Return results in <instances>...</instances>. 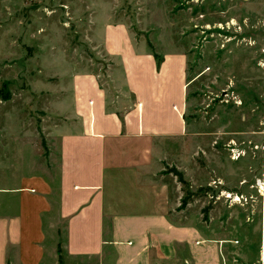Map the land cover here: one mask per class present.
<instances>
[{
  "label": "crops",
  "instance_id": "obj_1",
  "mask_svg": "<svg viewBox=\"0 0 264 264\" xmlns=\"http://www.w3.org/2000/svg\"><path fill=\"white\" fill-rule=\"evenodd\" d=\"M104 20L89 41L107 77L66 57L57 81L33 86L48 151L19 115L0 130V264H260L261 246L180 209L184 184L167 172L193 191L211 182L199 158L213 151L186 115L188 55L161 57Z\"/></svg>",
  "mask_w": 264,
  "mask_h": 264
},
{
  "label": "rangeland",
  "instance_id": "obj_2",
  "mask_svg": "<svg viewBox=\"0 0 264 264\" xmlns=\"http://www.w3.org/2000/svg\"><path fill=\"white\" fill-rule=\"evenodd\" d=\"M109 11L149 51L162 57L183 50L189 57L186 115L213 154L199 158L211 182L193 191L184 180L190 199L180 209L202 210L205 221L213 213V222L234 230L247 251L258 250L264 231V0H0V130L17 127L19 115L21 128L39 134L48 151L33 86L57 81L66 57L107 77L110 61L89 37L94 17L103 23Z\"/></svg>",
  "mask_w": 264,
  "mask_h": 264
},
{
  "label": "trees",
  "instance_id": "obj_3",
  "mask_svg": "<svg viewBox=\"0 0 264 264\" xmlns=\"http://www.w3.org/2000/svg\"><path fill=\"white\" fill-rule=\"evenodd\" d=\"M149 45H150V42H149ZM151 46V45H150ZM154 55L157 57V58H159V56L154 52ZM171 172H173L176 176H178V178H179V181H181L182 183H185L184 182V179H183V176H182V174L176 169V168H173L172 170H171ZM189 193L187 194V196L186 197H184V199H183V201H182V207H184V206H186L187 204H188V202H189Z\"/></svg>",
  "mask_w": 264,
  "mask_h": 264
},
{
  "label": "built area",
  "instance_id": "obj_4",
  "mask_svg": "<svg viewBox=\"0 0 264 264\" xmlns=\"http://www.w3.org/2000/svg\"><path fill=\"white\" fill-rule=\"evenodd\" d=\"M175 108H177V107H175ZM227 194L231 195L228 198H233L234 201H237L236 198L239 197L238 195H233L232 193H227ZM263 230H264V224H263ZM260 262H261L260 264H264V231H263L262 240H261Z\"/></svg>",
  "mask_w": 264,
  "mask_h": 264
},
{
  "label": "bare ground",
  "instance_id": "obj_5",
  "mask_svg": "<svg viewBox=\"0 0 264 264\" xmlns=\"http://www.w3.org/2000/svg\"><path fill=\"white\" fill-rule=\"evenodd\" d=\"M239 198V197H238Z\"/></svg>",
  "mask_w": 264,
  "mask_h": 264
}]
</instances>
